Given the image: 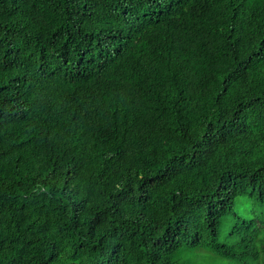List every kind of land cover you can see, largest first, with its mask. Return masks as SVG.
I'll list each match as a JSON object with an SVG mask.
<instances>
[{"label": "trees", "instance_id": "16d2710c", "mask_svg": "<svg viewBox=\"0 0 264 264\" xmlns=\"http://www.w3.org/2000/svg\"><path fill=\"white\" fill-rule=\"evenodd\" d=\"M183 248L264 264V0H0V264Z\"/></svg>", "mask_w": 264, "mask_h": 264}, {"label": "rangeland", "instance_id": "374dc122", "mask_svg": "<svg viewBox=\"0 0 264 264\" xmlns=\"http://www.w3.org/2000/svg\"><path fill=\"white\" fill-rule=\"evenodd\" d=\"M229 220L234 221V219ZM232 227L233 222L231 221L223 223L220 233V239L222 241L229 243L235 241L232 239ZM248 235L247 240L243 237L239 244L235 243L236 247L242 250L250 249V247L258 249L260 247V243L256 242L254 244L251 241V235ZM179 258L180 264H250L248 262H255L251 264H258L256 260L248 259V257L246 260L239 261V258L233 259L231 257L221 256L207 248H183L180 250Z\"/></svg>", "mask_w": 264, "mask_h": 264}]
</instances>
